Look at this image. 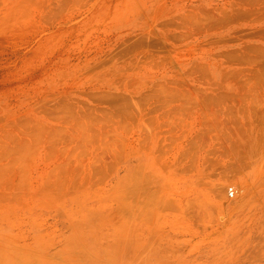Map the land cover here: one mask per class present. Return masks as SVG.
Wrapping results in <instances>:
<instances>
[{
	"label": "rangeland",
	"instance_id": "obj_1",
	"mask_svg": "<svg viewBox=\"0 0 264 264\" xmlns=\"http://www.w3.org/2000/svg\"><path fill=\"white\" fill-rule=\"evenodd\" d=\"M0 264H264V0H0Z\"/></svg>",
	"mask_w": 264,
	"mask_h": 264
},
{
	"label": "built area",
	"instance_id": "obj_2",
	"mask_svg": "<svg viewBox=\"0 0 264 264\" xmlns=\"http://www.w3.org/2000/svg\"><path fill=\"white\" fill-rule=\"evenodd\" d=\"M233 193H234V190H233L232 188H230V189H229V194H230V195H233Z\"/></svg>",
	"mask_w": 264,
	"mask_h": 264
}]
</instances>
